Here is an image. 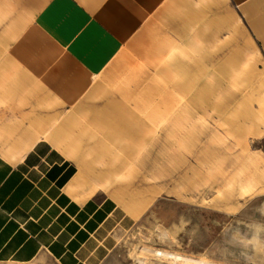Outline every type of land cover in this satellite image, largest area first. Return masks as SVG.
Wrapping results in <instances>:
<instances>
[{
	"label": "crops",
	"instance_id": "obj_1",
	"mask_svg": "<svg viewBox=\"0 0 264 264\" xmlns=\"http://www.w3.org/2000/svg\"><path fill=\"white\" fill-rule=\"evenodd\" d=\"M261 2L44 0L22 26L0 9V263L99 264L159 159L224 181L262 99Z\"/></svg>",
	"mask_w": 264,
	"mask_h": 264
},
{
	"label": "rangeland",
	"instance_id": "obj_2",
	"mask_svg": "<svg viewBox=\"0 0 264 264\" xmlns=\"http://www.w3.org/2000/svg\"><path fill=\"white\" fill-rule=\"evenodd\" d=\"M2 1L0 9L10 8L12 14L15 8L13 15L22 26L34 21L44 0ZM256 1L237 0L247 17L250 14L245 8ZM252 13L256 21L253 41L264 53V3ZM6 22H3L4 29ZM255 90L256 96L261 95L262 99L251 101L243 109L250 118H244L240 146L228 151L226 179L215 183L206 178L203 170L197 169L192 178L178 183L174 180V166L159 159L158 169L149 171L155 179L142 184L148 197L146 208L139 217L114 225L113 245L99 264H199L176 262L156 254V250L197 260L208 259L214 264H264V74ZM223 138L228 144L233 141L229 135ZM175 142L173 131L165 135L163 151L167 144L176 147ZM26 264L59 263L40 254Z\"/></svg>",
	"mask_w": 264,
	"mask_h": 264
},
{
	"label": "bare ground",
	"instance_id": "obj_3",
	"mask_svg": "<svg viewBox=\"0 0 264 264\" xmlns=\"http://www.w3.org/2000/svg\"><path fill=\"white\" fill-rule=\"evenodd\" d=\"M160 254V255H165L169 258H171L172 260L174 259L176 262L178 260L180 261H183V262H195V263H199V264H214V263H211L205 259H201V260H197V259H194V258H191V257H187V256H183L181 254H178V253H174V252H169V251H162V250H156V254Z\"/></svg>",
	"mask_w": 264,
	"mask_h": 264
}]
</instances>
